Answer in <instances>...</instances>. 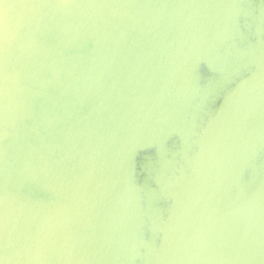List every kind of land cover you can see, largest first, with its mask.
<instances>
[{"label": "water", "instance_id": "1", "mask_svg": "<svg viewBox=\"0 0 264 264\" xmlns=\"http://www.w3.org/2000/svg\"><path fill=\"white\" fill-rule=\"evenodd\" d=\"M0 264H264V0H0Z\"/></svg>", "mask_w": 264, "mask_h": 264}]
</instances>
